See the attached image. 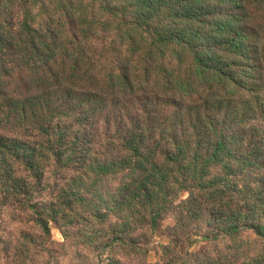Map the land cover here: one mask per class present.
<instances>
[{"label":"trees","instance_id":"1","mask_svg":"<svg viewBox=\"0 0 264 264\" xmlns=\"http://www.w3.org/2000/svg\"><path fill=\"white\" fill-rule=\"evenodd\" d=\"M55 226L71 264L264 239V0H0V264Z\"/></svg>","mask_w":264,"mask_h":264},{"label":"rangeland","instance_id":"2","mask_svg":"<svg viewBox=\"0 0 264 264\" xmlns=\"http://www.w3.org/2000/svg\"><path fill=\"white\" fill-rule=\"evenodd\" d=\"M112 188V181L105 179L99 184V189L103 192L108 191ZM186 199L188 193H182L181 198ZM87 205L94 204L92 201L87 200ZM207 218L202 221H190L191 227L199 229L201 232L207 231L206 223ZM174 225V220L168 218L162 224L161 228L156 232L150 249L152 250L149 260L151 262H156L158 260V252L162 250V244H167L169 239V229ZM7 234H5V240H14L17 238L15 233H12V227L8 229ZM66 243L63 232L59 227L53 228V237L51 248L62 261V264H71L69 255L66 254L65 250L62 249L63 245ZM186 246V245H185ZM187 247V246H186ZM159 248V249H158ZM161 248V249H160ZM155 251V252H154ZM186 256H188L189 264H196L197 259L201 261L210 260L213 264H264V239L256 236L254 233H243L236 238H214L208 241L200 239L190 251L186 250ZM108 252L103 253L102 258L105 260L107 258ZM97 258V257H92ZM94 261L91 260L90 262ZM208 262V261H207Z\"/></svg>","mask_w":264,"mask_h":264}]
</instances>
